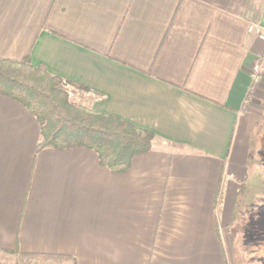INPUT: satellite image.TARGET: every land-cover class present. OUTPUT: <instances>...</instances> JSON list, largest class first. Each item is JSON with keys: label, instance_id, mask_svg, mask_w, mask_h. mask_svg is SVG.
Returning <instances> with one entry per match:
<instances>
[{"label": "crops", "instance_id": "crops-1", "mask_svg": "<svg viewBox=\"0 0 264 264\" xmlns=\"http://www.w3.org/2000/svg\"><path fill=\"white\" fill-rule=\"evenodd\" d=\"M263 51L264 0H0V60L154 135L112 174L90 150L35 152V118L0 96L1 263L231 264L238 219L264 223Z\"/></svg>", "mask_w": 264, "mask_h": 264}, {"label": "trees", "instance_id": "trees-1", "mask_svg": "<svg viewBox=\"0 0 264 264\" xmlns=\"http://www.w3.org/2000/svg\"><path fill=\"white\" fill-rule=\"evenodd\" d=\"M61 84L66 83L50 76L43 67L32 66L27 58L19 62L0 60V96L16 101L35 118L39 127L35 152L90 150L97 155L102 167L112 174H122L129 169L136 155L151 149L154 141L151 132L68 102L66 93L59 89ZM219 201L220 190H217L215 204ZM21 257L27 260H71L52 255Z\"/></svg>", "mask_w": 264, "mask_h": 264}, {"label": "rangeland", "instance_id": "rangeland-1", "mask_svg": "<svg viewBox=\"0 0 264 264\" xmlns=\"http://www.w3.org/2000/svg\"><path fill=\"white\" fill-rule=\"evenodd\" d=\"M71 88L76 89L77 87L67 84H61L59 86V89L66 93L68 102L80 105L75 103V98L70 95L69 89ZM263 227L264 223L262 219H238L237 224L234 225V234H236L237 240L233 238L231 241L233 250L235 249L236 251L230 259L231 264H264ZM13 260L15 264H73L71 261L64 262L61 260L25 261L18 257H15ZM1 262L0 264H2Z\"/></svg>", "mask_w": 264, "mask_h": 264}, {"label": "built area", "instance_id": "built-area-1", "mask_svg": "<svg viewBox=\"0 0 264 264\" xmlns=\"http://www.w3.org/2000/svg\"><path fill=\"white\" fill-rule=\"evenodd\" d=\"M252 30H253L252 28H249L250 32ZM249 78H250V85L248 89L249 94L255 92V90L261 85H264V51L256 59V61L253 63L252 67L250 68Z\"/></svg>", "mask_w": 264, "mask_h": 264}]
</instances>
